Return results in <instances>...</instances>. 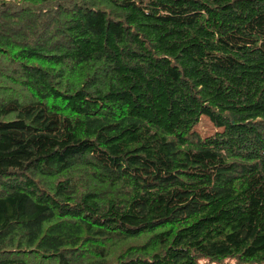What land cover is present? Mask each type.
I'll return each mask as SVG.
<instances>
[{"label":"trees","instance_id":"1","mask_svg":"<svg viewBox=\"0 0 264 264\" xmlns=\"http://www.w3.org/2000/svg\"><path fill=\"white\" fill-rule=\"evenodd\" d=\"M0 264H264V0H0Z\"/></svg>","mask_w":264,"mask_h":264},{"label":"rangeland","instance_id":"2","mask_svg":"<svg viewBox=\"0 0 264 264\" xmlns=\"http://www.w3.org/2000/svg\"><path fill=\"white\" fill-rule=\"evenodd\" d=\"M195 128L202 135H208L214 131L212 124L206 119L205 116H200Z\"/></svg>","mask_w":264,"mask_h":264}]
</instances>
